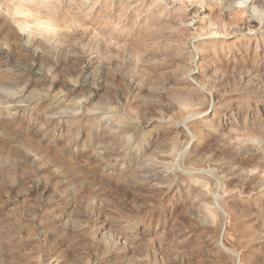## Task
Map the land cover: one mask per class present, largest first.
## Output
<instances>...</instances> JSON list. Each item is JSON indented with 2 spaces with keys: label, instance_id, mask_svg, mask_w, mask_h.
Masks as SVG:
<instances>
[{
  "label": "rangeland",
  "instance_id": "rangeland-1",
  "mask_svg": "<svg viewBox=\"0 0 264 264\" xmlns=\"http://www.w3.org/2000/svg\"><path fill=\"white\" fill-rule=\"evenodd\" d=\"M0 264H264V0H0Z\"/></svg>",
  "mask_w": 264,
  "mask_h": 264
}]
</instances>
